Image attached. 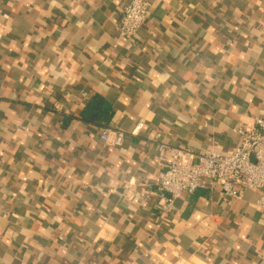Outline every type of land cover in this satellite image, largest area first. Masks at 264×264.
Returning a JSON list of instances; mask_svg holds the SVG:
<instances>
[{"label":"crops","instance_id":"obj_1","mask_svg":"<svg viewBox=\"0 0 264 264\" xmlns=\"http://www.w3.org/2000/svg\"><path fill=\"white\" fill-rule=\"evenodd\" d=\"M127 1L0 0V264H264L256 192L204 181L163 215L154 188L158 142L227 155L264 119V0H148L132 41Z\"/></svg>","mask_w":264,"mask_h":264},{"label":"built area","instance_id":"obj_2","mask_svg":"<svg viewBox=\"0 0 264 264\" xmlns=\"http://www.w3.org/2000/svg\"><path fill=\"white\" fill-rule=\"evenodd\" d=\"M119 37L132 41L148 18V0H128L120 8ZM139 124L131 135L141 129ZM236 134L240 144L229 154L210 151L194 154L164 143L156 144L161 170L154 182L157 193L165 196L160 211L173 210L181 194H192L203 187L204 181L216 184L222 196L230 202L239 201L246 192H256V207L264 211V119L254 120L252 127L239 126ZM100 140L112 147L123 144L122 132L106 131Z\"/></svg>","mask_w":264,"mask_h":264},{"label":"trees","instance_id":"obj_3","mask_svg":"<svg viewBox=\"0 0 264 264\" xmlns=\"http://www.w3.org/2000/svg\"><path fill=\"white\" fill-rule=\"evenodd\" d=\"M112 118L111 106L99 95L92 96L80 114L81 121L101 128L108 127Z\"/></svg>","mask_w":264,"mask_h":264}]
</instances>
